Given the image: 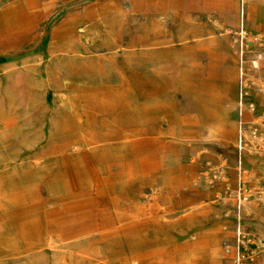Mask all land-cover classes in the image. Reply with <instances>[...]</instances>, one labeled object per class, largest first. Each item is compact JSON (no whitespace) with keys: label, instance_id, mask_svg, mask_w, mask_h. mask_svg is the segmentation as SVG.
<instances>
[{"label":"rangeland","instance_id":"rangeland-1","mask_svg":"<svg viewBox=\"0 0 264 264\" xmlns=\"http://www.w3.org/2000/svg\"><path fill=\"white\" fill-rule=\"evenodd\" d=\"M239 250L264 264V0H0V264Z\"/></svg>","mask_w":264,"mask_h":264},{"label":"built area","instance_id":"built-area-1","mask_svg":"<svg viewBox=\"0 0 264 264\" xmlns=\"http://www.w3.org/2000/svg\"><path fill=\"white\" fill-rule=\"evenodd\" d=\"M235 264H248L247 253L245 250H239L235 255Z\"/></svg>","mask_w":264,"mask_h":264},{"label":"bare ground","instance_id":"bare-ground-1","mask_svg":"<svg viewBox=\"0 0 264 264\" xmlns=\"http://www.w3.org/2000/svg\"><path fill=\"white\" fill-rule=\"evenodd\" d=\"M27 1V0H26ZM31 2H34V1H31ZM33 5V4H32ZM256 65H258V61H256ZM121 67V66H120ZM122 68V67H121ZM97 186H98V184H97ZM151 202H152V200H151ZM151 202H149V203H151ZM157 203V205L159 204V202H156ZM146 205H148V203L146 204ZM145 206V205H144ZM149 206V205H148ZM147 207V206H146ZM151 207V206H150ZM147 208H149V207H147ZM3 210V209H2ZM15 229V228H14ZM16 230V229H15ZM239 231V230H238ZM131 262V261H130ZM159 263H161V262H159ZM185 263V262H184ZM181 264V263H180Z\"/></svg>","mask_w":264,"mask_h":264}]
</instances>
